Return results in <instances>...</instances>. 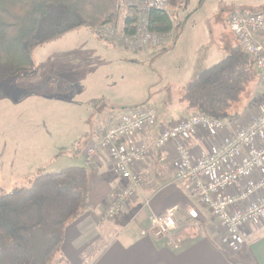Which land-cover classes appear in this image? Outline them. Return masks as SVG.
<instances>
[{"label":"crops","instance_id":"0c3cea01","mask_svg":"<svg viewBox=\"0 0 264 264\" xmlns=\"http://www.w3.org/2000/svg\"><path fill=\"white\" fill-rule=\"evenodd\" d=\"M252 6L251 13L264 14V2ZM240 8L234 6L230 16L242 11ZM125 21L124 17L122 22ZM182 27L183 24L179 23L170 32L172 42L169 47L163 52L148 56L125 52L126 50L118 48L114 43L100 40L96 35L98 31L91 29L92 35L90 33L86 35L85 42L78 46L80 50L82 48L87 50L75 54L69 52V56L59 59L56 64L58 67L53 69V73L40 78L37 87L32 86V91L28 84L33 79L31 75L1 81L0 83H10V88L15 87L11 84L14 82L17 86L7 95L8 97L6 95L0 97V105L5 108L4 112H0V116L5 117L6 127L12 130L11 134L15 131L16 135L25 136L28 126L37 127L44 120L58 130H78L79 138H86L87 146L90 140L98 138L100 130L106 127L105 124L110 118L141 107L139 105H109L107 109L102 107L106 101L104 97L107 96L103 90L111 88L110 81L113 79L111 72L120 67V62L129 58L128 55L124 56V53H127L148 59L155 69L165 71L175 79L172 85L165 86L163 88L165 90L159 93L157 91L147 105H144L156 108L158 120L138 136L137 140L153 144L162 130L199 113L188 111L186 105L179 101L182 88L191 81V79L187 81V78L193 74V69L199 68L189 61L188 55L184 52H177L185 33V28L183 30ZM121 29L123 32L124 26ZM80 55H84L85 58L82 59ZM218 62L220 61L216 59L213 63H208L212 65H204L206 66L204 69ZM80 63L85 66L93 63V67L86 73H80L76 71V65L82 67ZM61 68L67 71L56 73ZM182 77L184 79L180 80ZM93 87L97 88V93L89 95V90ZM67 91L69 95L65 94ZM73 92L76 96L70 97ZM2 98L9 99L6 101L7 99L1 100ZM152 100L153 104L150 103ZM66 111L71 118L67 116ZM249 111H251L249 108H245L239 113L238 118L229 121L222 119L226 124L225 133L231 134L240 128L241 119L253 113L252 111L247 113ZM54 135L56 134L34 136L31 141L22 138L17 148L22 156L27 154L28 161L23 158L19 160L21 177L16 176L20 180L12 191L25 187L27 182L32 183L34 178L42 173L57 172L71 166L88 167L85 161L86 146L83 150L76 149L73 143L78 139H74L70 134L64 139L56 138ZM214 141L215 138L202 131L191 139L190 146L198 155ZM5 147L8 148V144ZM66 165L69 166L64 167ZM94 170L89 209L68 226L61 252L53 264H264V225L250 223L237 235H229L201 202L190 194L188 183L176 181L177 158L173 146L161 151L154 150L145 162L136 168L142 179L138 196L125 205L119 216L112 221H103L102 216L115 191L123 185V181L114 173L109 162H104ZM12 181L9 183L10 187ZM172 208L178 209L179 227L173 234L181 240L178 248L173 247L169 238L142 235V231L149 228L154 216L162 215Z\"/></svg>","mask_w":264,"mask_h":264},{"label":"built area","instance_id":"2783aa9c","mask_svg":"<svg viewBox=\"0 0 264 264\" xmlns=\"http://www.w3.org/2000/svg\"><path fill=\"white\" fill-rule=\"evenodd\" d=\"M119 1L120 10L124 7L127 16L134 19L130 26L132 33L126 34L123 30L121 34L120 45L124 50L138 54L169 47L171 33L152 31L150 13L153 10L167 13L170 0ZM227 23L241 49L253 61L259 86L264 89V14L237 11ZM104 26L98 30L100 38L120 46L116 42L118 33L115 28ZM247 116L241 119L240 128L226 134V124L222 119L197 113L162 130L153 144H146L137 138L157 122L156 108L141 106L124 111L102 137L94 139L85 149L88 167L109 162L114 173L123 181L102 220H114L124 206L138 196L142 179L136 168L154 150L173 146L177 158L176 181L188 183L190 194L201 202L229 235H237L250 223L264 225V100L258 105L256 113ZM202 131L215 141L196 155L190 142ZM178 217L177 208L154 216L142 235L169 238L173 247L178 248L181 240L173 236L179 227Z\"/></svg>","mask_w":264,"mask_h":264},{"label":"trees","instance_id":"16d2710c","mask_svg":"<svg viewBox=\"0 0 264 264\" xmlns=\"http://www.w3.org/2000/svg\"><path fill=\"white\" fill-rule=\"evenodd\" d=\"M117 2L0 0V82L34 73L36 47L81 28L96 31L114 21L119 13ZM133 21L126 18V34L132 33ZM150 29L170 33L169 14L151 11ZM257 83L254 63L237 42L222 61L202 70L182 88L179 101L188 111L232 118L245 92ZM94 169L71 166L42 173L28 187L0 194V264H53L68 226L89 209Z\"/></svg>","mask_w":264,"mask_h":264},{"label":"rangeland","instance_id":"374dc122","mask_svg":"<svg viewBox=\"0 0 264 264\" xmlns=\"http://www.w3.org/2000/svg\"><path fill=\"white\" fill-rule=\"evenodd\" d=\"M258 2H264V0H170L171 5L168 14L172 19L173 28L175 29L179 23L183 24V30L185 28L184 37L177 52H184V54L188 55L189 61L193 62L199 67L197 69H193V74L187 78V81H189V79H194L196 77V73L198 75L200 73L198 71H201L204 69V67H206L204 65H212L208 63H213V61H216V59H218V61H222L227 56V50L230 45L236 43L235 35L229 29L227 23L232 8L234 6H238L241 7L240 9L243 12L251 13L252 10L250 7H253L252 5H255ZM117 4L119 5L118 17L114 21L104 25L115 28L118 33L116 42H118L120 45V42H122L121 28L125 26V22H122V19L124 17L125 19L128 17V12L124 7H122V11L120 10L119 0ZM104 25H100L96 31H98L100 28H104ZM89 33L92 35V31L91 29L89 30V28L80 29L66 35L65 37L63 36L55 41H51L36 47L32 52V60L35 67V72L32 73L33 75L31 74L33 79L28 82L29 89L32 91V86L36 88L40 78L46 76L48 73L52 74L53 69L58 67L56 64L59 62V59L69 56V52H71V54H75L78 51L87 50L85 48L80 50L78 46L80 43L85 42V36ZM96 35L100 40L102 39L97 32ZM103 41L111 43L108 40ZM120 46L117 47L120 48ZM164 50L165 49L148 50L138 54L148 56L163 52ZM124 54V56L128 55L129 58L126 61L120 62V67H118L117 70L111 72L113 74V79L110 81L111 88H109L107 91L103 90L105 93H107V96L104 97L106 101H104L102 106L104 109H107L109 105H147L149 100L156 95L157 91L159 93V91L165 90L163 88L165 86L169 87L173 84L172 81L175 80L165 71L155 69V67H153L154 65H152V62H150L148 59L145 60L135 55H129L127 53ZM80 57L82 59L85 58L84 55H80ZM87 60H89V58ZM81 65V68L76 65V71L80 73H86L89 71V68L93 67V63H88L86 66L80 63V66ZM64 70L67 71V69L61 68V70L57 71L56 73H62ZM183 79L184 77H182L180 80ZM11 80H14V78H11ZM0 84V97L5 95L8 97L7 95L11 94L17 86L15 82L11 83L15 86L11 88L9 87L10 83ZM248 90L243 95L241 104L238 105L240 108L236 114V117H226L225 121L238 118L239 113L245 108H249L252 112L256 113L258 105L264 100V89L259 86L258 82L254 86L249 87ZM69 91H67L65 94L69 95ZM95 93H97V88L93 87L92 90H89L88 94L90 95ZM75 96V92L70 94V97ZM3 99H7L6 101H8L9 98H2L1 100ZM150 103L153 104V100ZM0 110V112H4L5 108L0 105ZM251 111L247 113H250ZM66 114L69 118H71L69 112L66 111ZM119 115L120 113L118 116L109 119L107 124H105L106 127L103 128V130H100V135L98 138L105 134V132L113 125ZM68 121L72 120L68 119ZM5 123H7L5 117L0 116V194L11 192L12 189H14L13 187H15V184L20 180L16 177H21L22 172L21 167L19 166V160L23 158L28 161L27 154L22 156L20 150L17 148V145L21 142L22 138L31 141L34 136L41 137L49 135L50 133H54L56 134L54 135L56 138L59 137L60 139H64L70 134V136L74 139H78L73 143L76 149L83 150L87 143L86 138H79L78 130H58V128L48 125V122L44 120H42L40 125L37 127L34 125L28 126L25 131V136H18L15 134V131L11 134L12 130L6 127ZM93 140L94 139L90 140L87 146L92 143ZM6 144H8V148L5 147ZM67 166L69 165L64 167ZM22 178L25 179V177ZM24 179L23 182L25 181ZM11 181L13 184L10 187L9 183ZM30 184V182H27L25 187H28Z\"/></svg>","mask_w":264,"mask_h":264}]
</instances>
